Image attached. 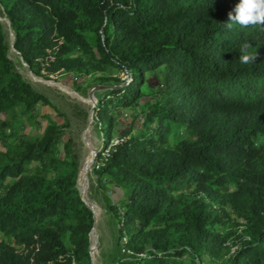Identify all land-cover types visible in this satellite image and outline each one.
Segmentation results:
<instances>
[{
  "label": "trees",
  "instance_id": "trees-1",
  "mask_svg": "<svg viewBox=\"0 0 264 264\" xmlns=\"http://www.w3.org/2000/svg\"><path fill=\"white\" fill-rule=\"evenodd\" d=\"M237 3L0 0L33 74L115 81L93 107L94 172L124 192L117 257L106 264H206L205 255L264 264V25L225 28ZM245 42L253 63H240ZM7 49L0 24V264H91L94 215L77 188L79 157L61 125L15 130L50 102ZM156 70L161 83L140 126L117 135L118 112L137 104Z\"/></svg>",
  "mask_w": 264,
  "mask_h": 264
},
{
  "label": "rangeland",
  "instance_id": "rangeland-1",
  "mask_svg": "<svg viewBox=\"0 0 264 264\" xmlns=\"http://www.w3.org/2000/svg\"><path fill=\"white\" fill-rule=\"evenodd\" d=\"M0 24L8 47V57L13 61L23 78L35 89L45 94L50 102L49 104L38 105L35 117L30 119L29 117H20L15 130L28 136H34L43 132L49 124H58L65 128L64 139H71V148L79 157L77 188L81 198L94 215V225L89 234L91 264H106L113 256L117 257L119 223L116 220L115 208L117 211L121 210L120 200L123 198L124 192L122 188L113 186L108 182L100 183L94 172V158L101 145V136L97 120L93 115V107L99 94L114 86L115 81L103 82L100 80L102 73L78 76L70 73L60 77L59 80L37 76L32 73L14 48V31L1 4ZM107 75L119 77L120 80L125 77L115 70H111ZM160 83L159 71L146 73L145 82L142 86L144 94L138 99L137 104L125 107L118 112L115 129L117 135L128 130L136 131L138 129L142 120L141 109L154 99L153 92ZM0 116L3 114L1 113ZM177 137V135H173L171 141L175 142ZM0 149H3L1 143ZM90 153L92 160L86 172V183L83 184L80 179V172L86 157ZM60 155H63L62 144L60 145ZM231 227L234 228L236 225L228 224L224 230L229 231ZM238 229L241 227L239 226ZM204 262L216 264L218 260L205 255Z\"/></svg>",
  "mask_w": 264,
  "mask_h": 264
},
{
  "label": "clouds",
  "instance_id": "clouds-1",
  "mask_svg": "<svg viewBox=\"0 0 264 264\" xmlns=\"http://www.w3.org/2000/svg\"><path fill=\"white\" fill-rule=\"evenodd\" d=\"M235 24L241 27L264 25V0H238L234 9L228 13V20L223 26L231 30ZM250 47L251 45L248 42L240 46V63L249 64L256 60L258 53L250 52Z\"/></svg>",
  "mask_w": 264,
  "mask_h": 264
},
{
  "label": "bare ground",
  "instance_id": "bare-ground-1",
  "mask_svg": "<svg viewBox=\"0 0 264 264\" xmlns=\"http://www.w3.org/2000/svg\"><path fill=\"white\" fill-rule=\"evenodd\" d=\"M91 160H92V154H88V156L86 157L85 161H84V164H83V167L81 169V172H80V179L83 181L82 183L85 184L86 183V172L88 170V167L91 163Z\"/></svg>",
  "mask_w": 264,
  "mask_h": 264
}]
</instances>
